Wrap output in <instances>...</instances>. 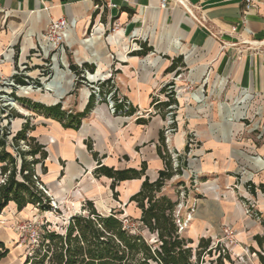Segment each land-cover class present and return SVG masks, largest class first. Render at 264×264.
<instances>
[{"label": "crops", "instance_id": "1", "mask_svg": "<svg viewBox=\"0 0 264 264\" xmlns=\"http://www.w3.org/2000/svg\"><path fill=\"white\" fill-rule=\"evenodd\" d=\"M255 2L256 7L244 13V0H167L165 7L163 0H0V71L10 74L16 48L20 59L26 58L52 20H65L69 28L66 45L76 48L77 64L88 63L96 71L112 75L135 106L154 107L158 92L177 71L181 72L179 79L188 75L201 89H220L221 96L238 109L246 102L243 91L255 96L252 105L264 106V0ZM93 25V35L87 38ZM144 47L153 48V52L143 55ZM179 57L185 67L168 72L174 61L178 65ZM89 100L90 95L86 97L80 90L76 111L62 110L82 113ZM57 104L51 101L45 106ZM31 113L37 119L30 135L48 153L47 172L39 175L37 168V174L50 196L63 205L77 187L79 193H87L69 198L74 205L82 198V210L86 199L100 214H108L103 199L113 181L95 174L100 163L116 170L140 171L145 166L152 182L164 169L158 153L164 121L160 113L126 125L121 119L114 121L106 104L95 103L78 130L65 128L49 115ZM202 137L198 164L194 158L189 166L201 172L210 186L188 228L189 239L198 245L202 238L209 239L203 233L232 227L244 245L256 251L257 237L262 238L260 228L247 220L237 205L235 191L227 188L236 179L233 155L216 137L208 133ZM177 146H182L181 140ZM144 180L145 176L116 184L114 207L122 205L117 210L119 218L126 214L134 221L141 219V209L130 199L141 190ZM7 209L17 211L13 203Z\"/></svg>", "mask_w": 264, "mask_h": 264}, {"label": "rangeland", "instance_id": "2", "mask_svg": "<svg viewBox=\"0 0 264 264\" xmlns=\"http://www.w3.org/2000/svg\"><path fill=\"white\" fill-rule=\"evenodd\" d=\"M93 29L94 25L88 30L87 38L93 35ZM46 33L47 29L39 37L40 40L37 38L36 47L26 58L20 59L16 48L15 63H13L10 74L0 71V129L7 130L12 135L16 134L25 122V120L18 119L17 115L29 119L31 125L36 124L37 119L30 110L20 105L15 99L29 100L43 105L57 101L61 103L62 109L75 112L80 90H83L84 96L90 95L92 89L89 80L94 81L96 78L109 76L101 69L90 72L88 74L89 80H87L86 73H84L85 76L81 75L80 77L74 75L69 69L71 62L80 69L82 68L75 60L76 48L68 47L62 42L57 45H48L43 42V35ZM111 59L114 57L111 56ZM178 66L181 67L182 64L178 63ZM179 75H173L171 80L163 85L162 91L165 89L166 93L161 91L157 94L160 97L158 99L160 102L168 101L167 94H170V97H174L177 101L176 106L165 110L161 107L159 109L157 106L145 109L135 106L114 82L117 88L115 97L120 95L129 99L136 113L133 117L112 114L111 116L114 121L121 119L127 125L143 118L150 120L161 112L165 114L162 132L167 149L171 153L169 155L176 161L178 158L181 159L178 161L179 168L186 169L184 175L174 176L167 181L161 194L181 203L180 219L182 223L187 220L190 221L186 231L182 233V237L185 239H189L188 228L194 221L195 211L200 200L210 186L209 183L204 182L201 172L189 166V160L192 159L193 161L194 158H197L194 160L198 164V153L202 151L203 146V133L216 137L220 143L226 145L236 163L235 184L227 188L235 191L237 205L242 208L247 220L253 221L260 228V235L264 240V226L261 224L264 217V106L252 105L255 96L243 91V99L246 102L238 109L230 101H226L224 94L221 96L220 89L213 91H210L209 87L201 89L199 82L191 80L188 75L180 76L179 79ZM14 76L22 79L24 84H18L14 81ZM184 80L185 84H182ZM52 82H55L54 85L48 89V85ZM101 103L106 104V102ZM214 114L217 115V118L214 117ZM177 140L182 141L181 147L177 146ZM22 146L26 147L24 144ZM187 147L189 148L188 153H186ZM183 158L187 159L188 166L182 168ZM37 168L39 175H41L43 170H41L40 165ZM85 191L87 190L80 192V194L77 187L74 188L65 199L64 205L51 197L57 205L55 211L41 212L33 206H28L22 212L16 210L12 212L6 208L0 217V241L4 243L9 253L0 260V264H25L26 257L35 245H38L30 239L32 228L37 229L40 235L44 227L50 231L64 233L70 218L82 213L80 207L82 198L75 205L69 198L72 199L78 195L85 197V193H87ZM116 191L115 188L111 187L110 191H107L108 195L104 196V210L108 214L118 213L117 210L122 208V205L114 207L115 200L118 201L115 198ZM85 201L82 202L83 206L86 204ZM51 205L53 208V204ZM76 205L78 206L76 207ZM245 210L249 211L248 215L245 214ZM190 213L192 214L191 219ZM123 217H128L134 221L129 215L125 214L120 218ZM23 226L26 228L22 229ZM226 228L234 231L232 227H225L215 234L203 233L204 237L212 239V247H221L224 249L222 254L227 253L229 255L231 262L226 261L225 264H262L259 256L261 254L264 257V243L263 248L255 245L254 249L257 252L255 253L253 248L244 245L236 231H234L235 240L231 243L224 234ZM142 229L141 227L140 230L142 231ZM142 235L150 244L154 245L157 241L156 236L148 231L142 232ZM197 246V244L192 245L194 248ZM218 256L219 252L212 254V256L202 255L200 264H210L211 259L216 260Z\"/></svg>", "mask_w": 264, "mask_h": 264}, {"label": "trees", "instance_id": "3", "mask_svg": "<svg viewBox=\"0 0 264 264\" xmlns=\"http://www.w3.org/2000/svg\"><path fill=\"white\" fill-rule=\"evenodd\" d=\"M153 52V48L144 47L143 55ZM183 64V58L176 59ZM175 61L168 69L174 72L177 69ZM70 71L77 77L84 71L93 72L94 65L84 63L80 69L73 62L69 66ZM181 74L177 71V75ZM14 81L24 84L19 77L14 76ZM84 80V79H83ZM163 93L166 90L163 89ZM168 101L156 100L157 108L164 110L176 106L174 97L167 94ZM26 109L46 114L62 123L65 128L78 130L82 119L93 109L95 96L90 95V100L84 112L72 114L62 110L61 103L55 106H45L29 100L15 99ZM161 111V110H160ZM132 114V113H130ZM163 119L165 114L160 113ZM17 118L26 119L22 129L12 135L7 130L0 129V216L11 204H15L18 212H22L28 206H33L41 212L53 211L52 200L45 192V187L37 174V166H41L43 173L47 172L45 161L48 158L46 147L38 140L28 135L34 130L29 119L22 115ZM24 144L27 149H25ZM89 150L92 146L88 145ZM189 148H186V153ZM158 153L164 160V169L159 171L157 180L150 181L146 176V167L142 169L116 170L101 166L95 171L98 176L104 175L112 179V188L116 184L126 180L138 179L145 176L141 190L133 195L131 202H136L141 209L142 216L138 223L156 236L157 241L153 245L140 234L129 232L119 218L118 213L100 214L91 201H87L82 207V213L73 215L64 233L50 231L44 227L35 247L26 257L25 264H200L202 255L216 254L218 259H211L210 264H225L231 262L229 255L222 254L221 247H212V239L202 238L197 248L192 247L193 241L185 239L179 233L174 216L178 201L161 194L166 182L176 175H182L181 167L173 168L171 156L167 153L165 137L160 133V146ZM96 157L97 154L94 153ZM181 159H179L180 161ZM182 168L188 166L186 158L182 159ZM264 225V219L262 221ZM259 246L263 248V237H257ZM257 253L256 251H254ZM9 253L4 243L0 241V260ZM260 261L264 264V257L260 254Z\"/></svg>", "mask_w": 264, "mask_h": 264}, {"label": "built area", "instance_id": "4", "mask_svg": "<svg viewBox=\"0 0 264 264\" xmlns=\"http://www.w3.org/2000/svg\"><path fill=\"white\" fill-rule=\"evenodd\" d=\"M166 2H167V0H163V7L166 6ZM244 3H245L244 13H249L251 10H253L256 7L255 0H244ZM68 33H69V28H68V24L65 20H52L50 22L48 28H47V33L45 35H43V42L48 44V45H57L61 42L67 44ZM84 73L87 74V80H89L88 74L90 72L85 70ZM83 76H85V74H83ZM89 81L91 83L90 87L92 89L90 92V95H94L96 97V103L97 104L101 103V102H106V105L109 109V112L112 115L122 116V117L123 116L124 117H133L135 115L136 111H134L132 113V111L134 109H133L132 103L129 99L121 97L120 95L117 98L115 97V95L117 94V92H116L117 88H116L114 81L112 79V75H110L108 77L103 76L100 78H96L94 81H91V80H89ZM156 104H154V107ZM170 108H172V106ZM130 113H132V114H130ZM165 144H166V141H165ZM166 149H167V145H166ZM167 153L171 155V153H169L168 149H167ZM171 159L173 161L174 170L179 169V163H178L179 158L177 159V161H176V159L174 160L173 157H171ZM185 169L186 168L182 169L183 175H184ZM176 176H180V175H176ZM45 192L49 197H51L48 191L45 190ZM51 200H52L51 204H53V211H55L56 207H57L56 202L52 198H51ZM180 206H181V203L178 202L176 209L174 211V216H175V220H176V225L178 226V229H179V233L182 234L183 232L186 231L187 224L190 221L187 220V221H185V223H182V221L180 219V214H181ZM192 213H194V210H192ZM245 214L248 215L249 211L245 210ZM190 215H191L190 216V219H191L192 214L190 213ZM257 219H259V218H257ZM262 219H264V217ZM121 220L124 224V227L129 232H131L133 234H141L142 235L143 231L140 230L142 227L141 223H138L136 221H132L128 217H123V218H121ZM262 221L263 220H261V224H262ZM23 228H26V226H23L22 229ZM224 234L226 235L227 238L230 239L231 243L234 242L235 232L233 230L226 228L224 231ZM30 239L35 243L38 242V240L40 239V234L38 233L37 229L32 228L30 230Z\"/></svg>", "mask_w": 264, "mask_h": 264}, {"label": "bare ground", "instance_id": "5", "mask_svg": "<svg viewBox=\"0 0 264 264\" xmlns=\"http://www.w3.org/2000/svg\"><path fill=\"white\" fill-rule=\"evenodd\" d=\"M54 83H55V82L50 83V84L48 85V86H49L48 89H51V87L54 85ZM59 95H61V94H59ZM25 114H26V113H25ZM56 198H57V197H56ZM58 199H59V198H58ZM58 199H57V200H58Z\"/></svg>", "mask_w": 264, "mask_h": 264}]
</instances>
